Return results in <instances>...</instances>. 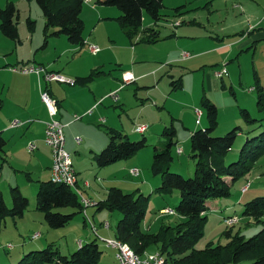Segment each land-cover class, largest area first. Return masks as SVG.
<instances>
[{"label": "rangeland", "instance_id": "obj_1", "mask_svg": "<svg viewBox=\"0 0 264 264\" xmlns=\"http://www.w3.org/2000/svg\"><path fill=\"white\" fill-rule=\"evenodd\" d=\"M9 1L14 2L19 9L18 31L21 32L22 38H25V34L22 32L28 30L26 18L30 15L36 21V35L40 34L50 42L55 40L54 35H47L44 31L45 18L34 0ZM250 1L163 0L164 8L161 12L166 16L159 21V26H157L160 29V41L129 44V50H118V53L121 54L120 58L125 61L132 60L135 49L140 51V59H143V62L139 63L140 69L163 66L154 76L151 75L144 79H138L136 83L126 84L122 95L121 92L119 93L121 95L120 102L125 106L115 108L120 112L124 109L123 116L126 118L124 133L128 134L130 140L136 141L143 137L147 139V145L144 148L135 155L119 161L118 164L119 166L125 164L124 173L120 168V175L124 174L122 178L124 182L120 183V189L134 195L139 193L150 195L143 221V228L150 232H157L161 226L175 225L179 221H183L179 213L173 215L161 213L162 207H171L176 210L180 201V192L178 189H172L168 193L158 191L157 187L161 185L162 177L159 174H154L151 167L155 148L164 149L171 137H174L175 142L171 149L172 160L168 162L167 168L185 178L195 175L197 158L194 157L190 137L193 131L208 125L205 111L202 115V122L200 124L196 122L195 109L200 108L203 111L201 106L203 95H206L218 107V124L213 132L214 136H223L236 127L241 128V134L237 135L231 150L224 156L226 164L241 159L242 150L248 138L264 136V104L258 103L257 88L250 90V88L260 85L264 91V37L250 40L245 44L247 37L251 36L249 31L254 30L252 28L255 27L250 28V25L255 23L256 26H264V0H256L254 4ZM6 4L7 0H0V8L5 7ZM181 6H183L182 14L176 15L175 8ZM260 11L258 22L261 20L260 22L263 24L256 23L258 19L256 17ZM175 21H179L181 24L173 27L172 23ZM116 22L118 23L117 20ZM149 26H154V21L144 11L143 27ZM53 30L55 29L50 28L49 33ZM178 30H180V34L178 33L180 37L174 40L169 39L172 36L170 33ZM99 32L101 37H104L102 29H99ZM243 32L245 35L242 36ZM62 36L67 39L66 36ZM235 41L237 42L235 43ZM218 43H225L228 47L217 46ZM178 47H181V51H188L191 54L187 61H177L179 54L175 56L176 52L173 51L179 49ZM170 51H172V55L168 58L166 54ZM70 55L73 56L74 52ZM174 56L175 58H173ZM223 67H226L228 73L223 78L216 77L215 72ZM172 76L175 79L182 78V87L172 89L170 84ZM110 100L112 98H109L105 103H111ZM113 105L116 104L113 103ZM244 109L249 112L248 116L244 114ZM137 120L149 125L146 132L134 131V124L138 122ZM172 125L177 130L175 136H172L171 133ZM251 143L257 145L260 142L254 140ZM261 144L263 146L264 140L261 141ZM179 147L183 149L182 153H178ZM254 150L260 153L256 155L255 160H248L246 164L251 167V170L231 185V195L219 198L220 204H214L218 199L209 200L210 206L221 209L207 212L208 217L203 227V235L195 243V248L203 249L208 244L225 245L228 242L225 231L229 225L224 219L228 216L237 215L240 217L234 230H239L246 237H251L262 228L261 224L242 216L246 202L258 196H264V148L255 146ZM91 157L90 155L85 156L81 167L77 168L83 174L91 171L92 165L97 166ZM18 165L15 167H23L22 164ZM5 166L7 165L5 164ZM133 167L139 169L138 176L130 174V169ZM33 176L34 179H38L37 175ZM248 183H250L249 188L243 191V187ZM36 185L39 187L38 182ZM87 188L81 184L80 190L89 198L92 191L88 192L89 188ZM37 191L38 188L35 193ZM29 200L28 211L30 213L27 216L29 221L22 223L17 229L12 223V218L8 217L5 221L7 226L4 225L0 232V264H17L30 251L43 250L47 247L59 251L62 255H70L78 249V241L87 243L94 239L103 251L99 264H118L115 250L106 246L95 235L91 222L86 219L83 212L77 213L68 225L51 228L46 222L43 212L36 209V198H29ZM7 205L12 206V201ZM91 208L93 207L87 208L88 216L99 230L101 220L94 219ZM58 210L63 213L74 211L70 207ZM97 211L98 209H96ZM102 211L104 212L103 223L105 221L110 223L107 237H114L116 224L122 214L108 209ZM36 232H40L41 236L38 239H32L31 235ZM100 232L106 234L105 231L100 230ZM7 243H12L13 248L8 249ZM251 261L246 258L237 263L226 264H249Z\"/></svg>", "mask_w": 264, "mask_h": 264}, {"label": "trees", "instance_id": "obj_2", "mask_svg": "<svg viewBox=\"0 0 264 264\" xmlns=\"http://www.w3.org/2000/svg\"><path fill=\"white\" fill-rule=\"evenodd\" d=\"M40 7L45 18L44 31L47 35H65L75 45L85 44V22L81 17L83 0H34ZM102 5L116 6L122 13L117 17L123 31L134 38L140 35L139 41L154 43L161 39L159 21L166 15L161 12L163 0H97ZM182 7L175 8L176 15H181ZM146 11L154 26L143 27V12ZM19 9L10 1L0 8V30L9 38L19 39L18 31ZM28 28L33 31L36 21L31 17L26 19ZM50 28H54L49 33ZM175 34V33H174ZM173 34V35H174ZM100 70L93 69L89 75L76 77V81L89 82ZM182 78H172V89L182 87ZM258 90V103L264 104L263 87ZM201 106L208 119V125L192 132L190 141L197 158L195 175L185 178L167 168L172 160L171 149L175 142L171 137L167 146L160 150L155 148L152 171L162 177V183L157 190L168 193L172 189L180 192V201L176 211L183 221L175 225L161 226L157 232L143 228L146 205L150 195L125 193L119 187H111L104 200L96 203L98 210L108 209L118 211L122 217L116 224L115 237L127 242L136 253L159 251L165 256V264H226L237 263L243 259H251L249 264H264V196H258L244 204L242 216L251 218L262 225V228L251 237H246L234 225H229L225 231L228 242L225 245L208 244L203 249L194 247L203 235V227L207 221V212L211 210L209 200L225 198L231 195V185L251 170L247 165L249 159L255 160L254 147L264 148L261 141L264 136L258 135L247 139L239 161L226 164L224 156L231 150L240 127H236L223 136H214L218 124V107L206 95L202 96ZM249 115L247 110H243ZM172 136L177 131L172 125ZM109 143L100 152L94 153L93 161L98 167H105L135 155L147 145L146 137L132 141L128 134L121 130L109 128ZM263 137V138H262ZM259 141V144L251 143ZM7 140L0 134V155L5 152ZM12 206H8L0 189V231L8 217L20 218L28 209L30 201L20 188H10ZM70 207L71 213H63L59 208ZM36 208L43 212L44 218L51 228H61L68 225L74 216L83 212V203L78 193L68 184L57 183L52 179L40 181L36 193ZM103 251L96 239L83 243L70 255H62L57 250L47 247L43 250L30 251L17 264H99Z\"/></svg>", "mask_w": 264, "mask_h": 264}, {"label": "crops", "instance_id": "obj_3", "mask_svg": "<svg viewBox=\"0 0 264 264\" xmlns=\"http://www.w3.org/2000/svg\"><path fill=\"white\" fill-rule=\"evenodd\" d=\"M255 1L251 0L250 2L254 4ZM8 2L10 1L7 0ZM83 4L81 17L86 26L84 31L85 44L83 46L72 44L68 38L66 39L62 35H54L55 40L50 42L40 34L37 36L35 29L31 31L28 28V32L23 31L25 38H22L21 32H19V39L9 38L0 30V134L7 140L5 152L0 155V189L7 203L12 201L10 195L12 186L19 187L24 195L35 199V192L39 188L36 183L40 184L42 180L51 179L52 152L44 141L45 122L50 119V115L47 106L41 99V92L44 90L49 91L58 100L56 118L65 124L66 148L72 155L80 185H84V181L89 182V186H84L89 188H87L88 192L89 190L92 191L89 198L96 203L104 200L111 187H119L120 183L124 182L122 179L124 174L120 175V168L124 173L125 164L119 166V161L105 167L92 165L91 171L84 174L77 168L81 167L85 156H92L91 160L93 161L94 153L100 152L107 146L110 140L109 128L125 132L124 109L121 112L115 109L118 106H125L124 103L120 102L124 87L118 90L121 86L122 72L125 70L132 71L136 77L134 81L136 83L138 79L158 74L163 66H150L147 69H140L139 63L143 59H140V51L135 49V52L134 47L132 60L121 59L118 50L127 51L129 44L146 43V41L137 40V36L130 38L123 31L118 24L119 22H116V20L118 21L117 17L122 13L120 8L99 4L97 0H90L83 2ZM260 15L261 11L256 17V19L258 18L256 23ZM260 21L258 24H263ZM252 26H255L252 28L254 30L249 31L251 36L249 35L250 38L247 37L245 44L250 40L264 37V26H256L255 23L250 25V28ZM99 29L104 32V37H101ZM178 33L180 34V30L170 33L172 36L169 39L179 38ZM241 35H245V32ZM86 42L98 45L101 50L96 54L90 52ZM217 46L228 47L225 43H218ZM178 48L173 51L176 52L175 56L179 54L177 61H187L191 54L188 51H181V47ZM72 52H74L73 56L70 55ZM183 52H188L190 55L184 57ZM171 55L172 51L166 54L168 58ZM35 64H44L49 69L72 78L87 76L96 68L101 73L89 82H76L75 85H70L56 81L46 82L39 80L35 74L12 70V67ZM117 90L119 97L115 100L110 94ZM120 92L121 95H119ZM109 98H112L111 103L106 104L105 102ZM112 101L116 105H113ZM14 118L24 120L25 123L19 127H10L11 120ZM102 118L105 119L104 122ZM137 124L147 123L138 121L134 125ZM77 136L82 138L80 143L76 141ZM30 141L36 143V149L33 152H29L27 149ZM18 164H22L23 167H15ZM33 175H37L38 179H34ZM220 203L219 199L214 202V204ZM90 207H93L91 208L93 212H91L94 219L99 218L101 220L98 233L107 237V231L110 228L103 226L104 212L102 210L96 212V205ZM219 208L212 206L211 210H218ZM29 213L27 209L22 217L12 218V223L17 229L22 223L29 221L27 217ZM33 223L35 224V221ZM6 226L7 222L5 223ZM100 230L105 231L106 234H102Z\"/></svg>", "mask_w": 264, "mask_h": 264}, {"label": "built area", "instance_id": "obj_4", "mask_svg": "<svg viewBox=\"0 0 264 264\" xmlns=\"http://www.w3.org/2000/svg\"><path fill=\"white\" fill-rule=\"evenodd\" d=\"M90 0H83V2H88ZM238 7V5H235ZM181 23L179 21H175L172 23L173 27H177ZM140 35H137V40H139ZM88 49L90 52L96 54L101 48L93 43L86 42ZM190 54L188 52H183V56L187 57ZM12 70L22 72V73H32L38 76L39 80H44L46 82H60L67 83L70 85L76 84V78L68 77L60 72L49 69L48 66L44 64H35V65H24L22 67H12ZM227 72L226 67H223L220 70L215 72L216 77L221 78ZM136 80V77L132 71L125 70L122 72V81L121 86L118 90L125 87L126 84L133 83ZM252 87L250 90H254ZM117 91H114L110 94V96L114 97L115 100L118 99ZM41 99L44 104L47 106L50 119L45 122V135L44 141L50 147L52 152V165H51V179L57 183H65L70 185L79 195L82 203H83V213L87 220H89L92 224V230L95 235L106 244V246L111 247L115 250V257L118 264H165V256L159 251L156 252H145L143 255H140L135 252V250L127 243L118 238L114 237H106L98 233V228L96 225L92 223L88 216L87 208L93 205H96V202L92 199L86 197L81 192V185L78 181L77 172L73 165V159L71 153L66 148V136L63 124L59 119L56 118L58 114V100L53 97L49 91L44 90L41 92ZM197 115V123H201V118L203 115V111L200 108L195 109ZM79 118V116H76ZM104 122L105 119L102 118ZM25 123L24 120H20L19 118H14L11 120L10 127H19ZM148 129L147 124H137L134 128V131L139 133H144ZM76 141L80 143L82 138L80 136L76 137ZM27 149L29 152H33L36 149V143L34 141H30L27 145ZM178 153H182L183 149L179 147L177 149ZM140 173L137 167H133L130 169V174L133 176H138ZM249 184H246L243 187V191H246L249 188ZM84 186H89L88 181H84ZM162 214L173 215L176 214L177 211L171 207H164L161 209ZM227 225H234L239 222L240 217L237 215L228 216L225 219ZM105 228H110V223L105 221L103 223ZM32 239H38L41 234L40 232H36L31 235ZM83 242L78 241V247H81ZM6 247L8 249L13 248L12 243H7Z\"/></svg>", "mask_w": 264, "mask_h": 264}]
</instances>
